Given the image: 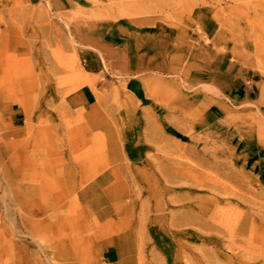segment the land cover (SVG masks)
Segmentation results:
<instances>
[{"label":"rangeland","instance_id":"374dc122","mask_svg":"<svg viewBox=\"0 0 264 264\" xmlns=\"http://www.w3.org/2000/svg\"><path fill=\"white\" fill-rule=\"evenodd\" d=\"M123 232L136 264H264V0H0V264Z\"/></svg>","mask_w":264,"mask_h":264},{"label":"crops","instance_id":"0c3cea01","mask_svg":"<svg viewBox=\"0 0 264 264\" xmlns=\"http://www.w3.org/2000/svg\"><path fill=\"white\" fill-rule=\"evenodd\" d=\"M87 72L95 74L99 70L93 68ZM96 101L97 95L95 91L88 86L76 90L68 97L69 105L75 109L89 108ZM132 241L130 233H120L113 243L103 251L100 259L101 264H136L135 249Z\"/></svg>","mask_w":264,"mask_h":264},{"label":"bare ground","instance_id":"6f19581e","mask_svg":"<svg viewBox=\"0 0 264 264\" xmlns=\"http://www.w3.org/2000/svg\"><path fill=\"white\" fill-rule=\"evenodd\" d=\"M69 68L71 69V71L73 73L72 89L74 91L78 90L84 86H88V87L92 88L93 90L95 89L97 79L94 77V75H92L91 73L87 72L84 69H80L79 66L77 65V63H75V62H72L69 65ZM98 101H99L98 104L93 108V112L91 114L87 115L88 119L93 118L95 115H97V110L100 108L101 96H98ZM1 176L4 178V177H7L8 175L6 172H2ZM108 176L109 175H104L103 178L101 179V183L99 185H103V183H107V179H109ZM185 176H187V178H190L191 180L195 181L197 184H200V182L202 180L197 175L191 174V173H185ZM83 193H85V192H82V194ZM60 202H61V200L56 201L57 205L59 204V207H61L60 204L62 203V202L61 203ZM57 205H56V208H59ZM114 209H115L114 207L108 208L105 211V215L109 214V213L110 214L114 213ZM53 217H57V215H54ZM192 218L188 219V222L191 220L193 221L194 218L193 219ZM3 252H4V250H3ZM6 252H5V254L7 256V261L4 264H21L20 263L21 259L14 258L11 253H8V252L6 253ZM31 264H38V259H37V261L33 260Z\"/></svg>","mask_w":264,"mask_h":264}]
</instances>
